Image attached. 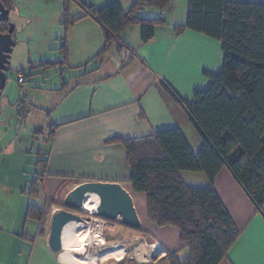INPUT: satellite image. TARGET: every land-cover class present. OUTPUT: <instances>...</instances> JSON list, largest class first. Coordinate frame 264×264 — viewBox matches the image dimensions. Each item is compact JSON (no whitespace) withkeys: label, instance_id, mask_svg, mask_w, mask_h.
<instances>
[{"label":"crops","instance_id":"crops-1","mask_svg":"<svg viewBox=\"0 0 264 264\" xmlns=\"http://www.w3.org/2000/svg\"><path fill=\"white\" fill-rule=\"evenodd\" d=\"M78 1L100 8L115 0ZM120 1L125 10L135 2ZM229 1L264 4V0ZM74 5L76 14H83L76 1L71 5L72 12ZM144 10L148 18L162 14L166 24L158 26L147 43L141 38L139 25L129 27L122 38L130 49L120 54L114 45L100 63L89 62L104 48L103 28L97 20L84 17L67 30L61 24L60 13L57 24L53 23L54 33L64 30L67 37L70 70L86 66L96 71L70 79L67 86L54 88L49 101L44 102L49 124L58 128L53 142L46 140L44 148L38 151L47 164L36 194L42 202L34 205L44 208L51 203V210L43 233L40 224L35 233L23 230L18 250L0 244V264H63L49 245L52 215L69 209L65 205L72 191L89 181L123 185L132 195L139 217L137 228L121 225L137 232L132 240L141 241L140 245L129 251L123 249V257H109L106 264H170L164 260L168 253H178L181 258L188 254L178 228L159 227L148 219L146 195L134 192L129 182L127 151L110 141L147 137L159 130L178 127L193 150L198 151L203 139L183 101H194L196 91L211 86L212 79L207 74L222 71L224 52L220 41L204 34L192 30L176 34V26L186 22L188 0H174L167 12L153 6ZM181 176L188 185L211 186L204 173L181 172ZM214 187L240 231L220 264H264V212L257 209L228 168L217 175ZM26 219H30L27 211Z\"/></svg>","mask_w":264,"mask_h":264},{"label":"trees","instance_id":"trees-1","mask_svg":"<svg viewBox=\"0 0 264 264\" xmlns=\"http://www.w3.org/2000/svg\"><path fill=\"white\" fill-rule=\"evenodd\" d=\"M1 1L9 13L14 10L15 0ZM70 1L79 2L83 14H74ZM173 4L174 0H135L125 10L120 0L100 8L86 6L78 0H65L61 24L68 30L84 17L97 20L103 28L104 48L89 62L100 63L114 45L118 52L130 49L122 37L133 25L140 26L143 42L151 41L156 28L166 24V17L161 14L148 18L140 16V12L149 6L167 12ZM9 21L0 22V34L9 30ZM185 30L220 41L224 52L222 71L207 74L212 79L211 86L196 91L194 101H183L202 136L200 149L193 150L186 134L178 127L159 130L147 137L114 138L110 142L122 145L127 151L129 182L134 192L146 195L148 219L159 227L174 226L181 232L188 254L181 258L178 253H168L164 260L170 264H220L240 235L214 187L223 168L233 173L257 209L264 212V4L188 0L186 22L175 28L177 35ZM58 50L61 61L50 65L67 66L66 35L61 38ZM34 69L37 67L33 66L29 74L25 70L19 72L24 77L23 83L37 75ZM95 71L86 66L74 68L70 79ZM67 84L68 81L61 86ZM57 128L58 125H50L49 141L53 142ZM46 164L47 159L39 158L42 171L30 182L32 195L40 190ZM181 172L204 173L211 186L188 185ZM51 205L28 207L27 216L39 222L41 233Z\"/></svg>","mask_w":264,"mask_h":264},{"label":"rangeland","instance_id":"rangeland-1","mask_svg":"<svg viewBox=\"0 0 264 264\" xmlns=\"http://www.w3.org/2000/svg\"><path fill=\"white\" fill-rule=\"evenodd\" d=\"M70 2L71 7L74 1ZM64 7L65 0H15L14 10L9 13L15 25L16 46L0 100V244L11 249L18 250L23 230L35 233L39 228L38 221L26 219V211L30 204L42 202L38 195L30 194L29 186L42 171L38 151L49 140L50 124L44 102L49 101L54 88L59 89L73 76L69 66L50 65L61 61L58 48L64 30L55 34L52 26L54 22L57 24V16L63 15ZM77 12L74 5L73 13ZM145 14L142 10L139 15ZM33 66L37 67L34 69L37 75L20 84L19 72L25 70L29 74ZM65 207L68 208V203ZM77 212L83 217L91 216L101 227L102 240L91 239L82 254H75L88 264H106L107 258L116 257L110 253L140 245L141 241L132 240L137 232L122 226L120 220L109 221L87 211Z\"/></svg>","mask_w":264,"mask_h":264},{"label":"water","instance_id":"water-1","mask_svg":"<svg viewBox=\"0 0 264 264\" xmlns=\"http://www.w3.org/2000/svg\"><path fill=\"white\" fill-rule=\"evenodd\" d=\"M0 21L8 22L9 10L0 0ZM15 25L9 21V30L0 34V100L3 96L7 74L11 72V57L16 46L14 40ZM94 195L97 199V212L99 218L117 221L126 226L137 228L140 225L134 200L129 191L118 182L89 181L77 186L71 193L68 201L69 209H62L52 215L50 224L49 245L54 254L63 250V230L71 221L90 223L91 216L83 217L77 211H86L83 206L85 199Z\"/></svg>","mask_w":264,"mask_h":264},{"label":"bare ground","instance_id":"bare-ground-1","mask_svg":"<svg viewBox=\"0 0 264 264\" xmlns=\"http://www.w3.org/2000/svg\"><path fill=\"white\" fill-rule=\"evenodd\" d=\"M83 208L88 213L95 214L97 212L96 197L94 195L87 196ZM100 228L96 220L90 223L69 222L63 230V250L59 254L61 262L63 264H88L84 261L85 259L77 258L75 254H82L88 243L92 241L91 239L102 240ZM122 254L121 250L110 253V255H115L118 259L121 258Z\"/></svg>","mask_w":264,"mask_h":264},{"label":"built area","instance_id":"built-area-1","mask_svg":"<svg viewBox=\"0 0 264 264\" xmlns=\"http://www.w3.org/2000/svg\"><path fill=\"white\" fill-rule=\"evenodd\" d=\"M24 82V77L22 75L19 76V83H23Z\"/></svg>","mask_w":264,"mask_h":264},{"label":"clouds","instance_id":"clouds-1","mask_svg":"<svg viewBox=\"0 0 264 264\" xmlns=\"http://www.w3.org/2000/svg\"><path fill=\"white\" fill-rule=\"evenodd\" d=\"M0 15H1V12H0ZM1 22V21H0Z\"/></svg>","mask_w":264,"mask_h":264}]
</instances>
